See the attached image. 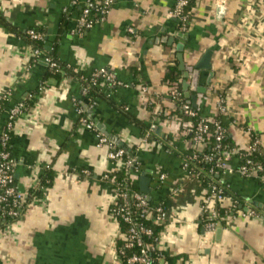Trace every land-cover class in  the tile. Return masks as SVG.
Segmentation results:
<instances>
[{
    "label": "crops",
    "instance_id": "obj_1",
    "mask_svg": "<svg viewBox=\"0 0 264 264\" xmlns=\"http://www.w3.org/2000/svg\"><path fill=\"white\" fill-rule=\"evenodd\" d=\"M177 1L116 0L103 21L79 36L73 28L80 7L62 20L71 0H0V93H12L0 112V132L6 109L36 94L12 132L14 177L25 192L44 170L52 174L44 196L0 231V264H118L121 232L109 212L113 195L108 178L118 164L79 122L77 106L101 132L127 146L138 161L139 190L145 176L148 198L168 208L158 248L173 259L171 264H264V181L255 175L221 174L220 180L240 198V209L224 226L207 231L200 217L206 188L182 166V155L196 148L190 132L174 116L157 117L174 108L163 75L183 39L189 83L194 65L210 52V70H197L188 95L181 71L184 96L190 102L196 96L199 116L209 121L218 116L240 149H248L252 136L264 147V0H189L185 32L169 14ZM31 27H43L47 48L55 44L57 58L78 74L88 76L101 68L111 72L116 85L111 90L103 86L106 98L87 102L73 75L58 81L49 76L42 55L34 56L33 47L17 33ZM206 81L198 96L197 87ZM220 94L227 108L223 113L217 108ZM238 160L232 155L229 161L236 167Z\"/></svg>",
    "mask_w": 264,
    "mask_h": 264
},
{
    "label": "built area",
    "instance_id": "obj_2",
    "mask_svg": "<svg viewBox=\"0 0 264 264\" xmlns=\"http://www.w3.org/2000/svg\"><path fill=\"white\" fill-rule=\"evenodd\" d=\"M116 0H71V4H79L80 15L76 19V26L73 28V33L76 35H82L84 31L90 29L94 23L97 21H103L110 10V7ZM189 0H178L174 7L169 11L170 16L176 18L179 23V28L181 31L185 32L188 29L189 17L184 11L187 7ZM223 7L222 5H218ZM67 11V7L63 9V12ZM29 35L33 39H39L41 34L33 29L28 30ZM33 55H42L38 48H33ZM43 60L46 64H49L52 68H59L57 63L54 62L50 57L43 56ZM60 69V68H59ZM104 75L109 82L116 83V79L113 74H107L104 68L99 69L96 75ZM169 86V85H168ZM44 86H40V92L43 90ZM146 92V88H142ZM85 91V90H84ZM11 91L6 90L0 93V100L8 101L11 96ZM168 94L172 102L178 101L180 99V92L177 89V83L169 86ZM217 108L219 113L227 111L226 102L224 98L220 95L217 97ZM182 108L188 113V117L193 118L194 123L187 127V130L192 135L193 142L196 148L189 154L191 158H195L197 153L202 151L205 141L209 135V120L199 116L198 111H194L190 108L188 103H183ZM24 101L19 100L18 102L10 105L5 112L6 118L4 125L0 133V145L2 151L0 152V216L3 212L7 213L12 217H17L23 213L22 203L24 199V191L19 189L18 185L14 182V165L15 159L10 156V153L5 147L11 141L12 132L16 125V121L19 116L26 110ZM76 113L78 114V120L84 124L88 129L92 130L95 134L97 145H105L107 147V157L112 162L118 164L119 167H131L135 166L139 169L138 161L131 157L122 160L124 150L119 147V144L101 132L95 123L87 117H84L82 109L77 106ZM213 128L216 132L215 139L219 141L223 136L224 128L220 120H212ZM264 147L260 144V140L256 136H252L250 143L248 145V152H254L259 148ZM206 160H210V156L204 157ZM230 156L218 158L216 162V176L220 174H232L238 173L242 176L255 175L259 179L264 181V157L263 162H254L250 158H246L245 162L238 164L233 167L230 164ZM182 166L191 172V166L187 159H182ZM197 176V175H196ZM198 177V176H197ZM164 174H160V180H163ZM199 178V177H198ZM114 180V174L110 176V183ZM222 182V181H221ZM146 195V194H145ZM139 193L138 191L132 190L130 188L124 190L121 196V203L116 200V195L110 204L113 205L111 209V215L117 222V216L128 224V228L125 234H121L123 240V245L125 248L132 249L129 256L126 258L125 264H168L165 260L163 252L158 248V242L160 239V233L157 237H153V231L150 226H145L142 220H149L151 223L159 226H164L169 217L168 208L163 203H150L148 196ZM226 196L224 195V189L222 186L214 183L206 187V193L202 199L200 206V213H206L207 219L204 222V227L207 231H213L219 221L218 217V206L222 205ZM249 211V209L247 210ZM254 213V210L249 211ZM244 216L246 211H240ZM24 214V213H23ZM118 223V222H117ZM8 226V225H7ZM6 228V227H5ZM4 229V228H3ZM1 229V231L3 230ZM148 238L150 240H146ZM152 238V239H151ZM123 253V249L119 250ZM119 254L115 251V257L118 264H122L118 260Z\"/></svg>",
    "mask_w": 264,
    "mask_h": 264
},
{
    "label": "trees",
    "instance_id": "obj_3",
    "mask_svg": "<svg viewBox=\"0 0 264 264\" xmlns=\"http://www.w3.org/2000/svg\"><path fill=\"white\" fill-rule=\"evenodd\" d=\"M77 7H81L79 4H70L67 7V11L63 12V19L65 20L67 17H69V12L71 9H77ZM191 6H190V1L187 5V7L184 9V11L188 14V17L190 18V13H191ZM33 29L34 31H37L38 33L41 34V37L39 39H33L31 38V36L28 33V30ZM17 33H19L24 39L25 41L30 44L33 48H38L41 51V54L43 56H48L50 57L54 62L57 63V66H59V68H52L50 67L49 64H47L48 67V71L47 73L49 74V76L54 77L57 81L60 80L63 76L66 75H73L75 78H77L81 85H82V91H83V96L84 99L87 102L92 103L95 99L97 98H106V94L105 92H103L102 88L104 85H107L108 89H112L113 87H115L114 85H116L115 83L109 82L106 79V76L104 75H96V73H98L99 70H96L94 72H92L90 75L86 76V75H82V74H78L77 72H75L72 68L66 66L65 64H63L56 56V47L55 44H53L51 46V48H47L46 45V41H45V29L43 27H31L26 29L25 31H18ZM106 73L108 74H112L111 72H109L107 69ZM181 71L178 68V60L176 58H174V61L172 64L168 65L164 71V75H163V79L166 81L167 85H173L174 83H177V89L180 92V99H178V101L175 102L174 104V108L170 111H168L167 114H164L163 111L160 112L158 114L157 117H159V120L168 118L169 116H174L177 119L181 120L182 122L186 123V127L191 126L194 123V119L193 118H189L188 117V113L185 109L182 108V104L183 103H188L190 108H192L194 111H198L197 107H194L192 105V103L189 101V99L187 97L184 96V93L182 91L181 88ZM85 90V91H84ZM223 93V92H222ZM29 95L28 97L24 98V104L25 107L28 108L36 99V94L35 95ZM221 95V94H220ZM218 95V96H220ZM32 96V97H31ZM8 101H3L0 100V112L3 110L4 106L7 105ZM80 107V106H79ZM82 109V115L84 117L89 118L88 114L85 112V110H83L82 107H80ZM124 109V108H123ZM214 120H219V117L216 116ZM213 122H209V135L205 141L204 147L202 149V151L197 153V156L194 158H191L189 156V154H184L182 155V159H187V161L189 162L190 166H191V172L195 175H197L202 183V185L206 188L211 184H218L220 186L223 187L224 189V195L229 199V203L228 204H224V201L222 203V205L218 206V217H217V221H219L220 224H222L223 226L226 224V222L231 219L238 211L240 208H238V205L240 204V198H238L237 195H235L227 186V184L225 182H221L220 180V175L216 176V162L218 158H222V157H226L227 155L231 156L235 155L238 157V164H242L245 162L246 158H250L252 159L254 162L256 161H260L263 162V157H264V152L263 149L260 147L258 150L254 151V152H248L245 149H240L238 146H236V144L234 143V141L232 140L231 137H228L226 135V131L224 128L223 131V136L222 138L217 141L215 139L216 136V132L214 131L213 128ZM1 133V132H0ZM193 134H191L192 137ZM119 147H121L124 150V154L122 156V160H125L126 158H131V155L128 153L127 151V146L124 145L123 143H118ZM5 149H7L10 153V156L12 158L13 154L11 151V141L8 143L7 147H5ZM2 151V147L0 145V152ZM210 156L211 159L210 160H206L204 157L205 156ZM1 161V159H0ZM136 175H139V169H137L135 166H133V168L131 167H119V169L114 173V180L112 181L110 187H111V193L112 195H116V200L118 203H121V196L120 194L130 188L132 190L138 191L141 194L142 193L139 190L138 184H137V178L135 177ZM110 178V176L108 177ZM14 182L16 183V180H14ZM52 184V174L50 169H46L44 170V172L38 177L37 182L34 186L28 188L24 194V199H23V203H22V210L23 213L26 212V210L28 209L29 205L37 200H40L43 196H44V192L46 191L47 188H49ZM145 195V194H144ZM146 196V195H145ZM150 203L154 204L152 202V199L148 200ZM113 205L110 204L109 206V212L111 213V209H112ZM20 214L17 217H12L10 215H7V213L3 212V214L0 216V231L1 229L5 228L7 225L11 224L12 222L20 219L23 217L24 214ZM202 223L204 224V222L207 219V214L203 213L200 214ZM143 224L145 226H150L152 228L153 231V237H157L159 235V233L162 230V227L159 225H155L153 223H151V221L149 220H142ZM117 222H118V226L120 229V232L122 234H125L128 228V224L124 223L119 216H117ZM146 240H150L148 238H145ZM152 239V238H151ZM120 249H123V253H120ZM115 251L119 254L118 256V260L122 263L125 264L126 262V258L129 256V254L131 253L132 249L129 248H125L123 245V240L122 239H118L116 242V249ZM165 257V260L167 261L168 264H171V262L173 261V259L167 255H165L164 253H162Z\"/></svg>",
    "mask_w": 264,
    "mask_h": 264
},
{
    "label": "water",
    "instance_id": "obj_4",
    "mask_svg": "<svg viewBox=\"0 0 264 264\" xmlns=\"http://www.w3.org/2000/svg\"><path fill=\"white\" fill-rule=\"evenodd\" d=\"M217 10H218L219 14H222L224 11V8L221 6H218ZM180 37L181 38L184 37V34L181 33ZM183 46H184V40L181 39L180 43H178L176 45V51H177L176 58L178 60L179 70L183 72V89L186 91V95H188V93H187L188 87L190 85L192 87L193 86L195 87V84H196L195 79L197 76V70H199L201 68L210 70V52L209 51L205 52V54L201 57V59L198 61V63H196L194 65V70L192 71V80H191V83H189V82H187V79L189 78V74L186 71L185 63L183 60V48H184ZM212 74L213 73L211 72L210 77L212 76ZM208 82L206 81V83L204 84L205 86L203 85V86L197 87L198 96L202 95L205 92L206 87L209 84ZM191 102H192V105L194 107H196V96L191 97ZM140 191L144 194L148 193V178H146L145 176L140 178ZM218 231H219V229H218Z\"/></svg>",
    "mask_w": 264,
    "mask_h": 264
},
{
    "label": "rangeland",
    "instance_id": "obj_5",
    "mask_svg": "<svg viewBox=\"0 0 264 264\" xmlns=\"http://www.w3.org/2000/svg\"><path fill=\"white\" fill-rule=\"evenodd\" d=\"M226 198H228V197H226ZM226 198H225V200H226ZM225 200H224V201H225ZM12 224H13V222L11 223V225H12ZM11 225H10V226H11Z\"/></svg>",
    "mask_w": 264,
    "mask_h": 264
}]
</instances>
